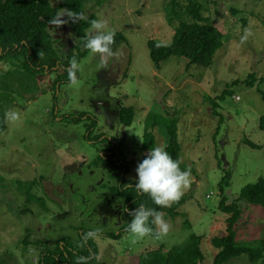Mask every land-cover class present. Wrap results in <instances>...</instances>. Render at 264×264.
I'll return each instance as SVG.
<instances>
[{"label": "rangeland", "instance_id": "1", "mask_svg": "<svg viewBox=\"0 0 264 264\" xmlns=\"http://www.w3.org/2000/svg\"><path fill=\"white\" fill-rule=\"evenodd\" d=\"M189 2L199 3L202 16L223 34L221 48L208 68L170 56L155 69L147 42L168 45L178 22L190 20L185 13ZM82 12L103 16L115 36H123L114 45L119 59L107 70L98 68V56L89 51L79 61L80 83L72 86L59 83L63 77L56 71H40L32 79L4 78L11 67L5 71L9 64L0 62L5 124L0 134V264H37L45 248L58 242L78 248L80 233L96 228L102 229V238L91 241L103 264H136L146 253L169 250L191 234L201 237L198 264H212L216 249L210 239L225 235L228 217L218 208L222 198L240 211L235 242L264 248V209L238 198L244 186L264 178V131L258 129L264 101L257 91L264 93V0H84ZM70 29L68 24L57 30L47 26L60 61L77 45ZM246 29L251 34L241 43ZM223 91L229 94L220 100ZM121 107L134 109L130 126L118 120ZM8 110H18L20 119H6ZM157 115L177 119L180 161L194 178L184 190L186 200L176 218L164 213L171 230L161 239L145 237L132 244L130 233L108 238L105 234L117 233L125 221L111 166L102 155L113 147L116 160L128 164L125 179L137 181L136 168L146 154L142 136ZM89 125H94L90 136L99 137L91 143L85 139ZM150 130L155 147L165 146L163 125ZM32 181L29 193L42 204L27 201L25 189H17ZM225 264L251 263L240 255ZM256 264H264V256Z\"/></svg>", "mask_w": 264, "mask_h": 264}, {"label": "trees", "instance_id": "2", "mask_svg": "<svg viewBox=\"0 0 264 264\" xmlns=\"http://www.w3.org/2000/svg\"><path fill=\"white\" fill-rule=\"evenodd\" d=\"M84 0H60L55 5H51L50 0H0V62L7 63L11 69L4 75V78L15 79L17 75L22 79H32L34 74L40 71H56L63 79L59 83L68 81L67 69L70 67V60L73 56L78 62L84 58L89 52L84 47V37L90 27L89 21L96 19L90 14L88 20L70 25V33L77 45L71 47L64 61H60L53 47V38L48 33V21L53 18L61 8H69L77 13L82 12ZM185 13L189 17V21H179L174 28L171 42L168 45L157 44L153 40L147 42L148 54L155 69L166 61L170 56L186 58L188 65H194L201 68H208L212 64L213 57L217 50L223 44V34L216 29L206 18L202 16V7L197 2H189L185 7ZM169 15L168 20H171ZM123 40V36L119 34L115 36L116 40ZM79 47L82 50H79ZM76 51V54L73 53ZM21 70L22 72H18ZM55 72V73H56ZM15 74V75H11ZM253 81L252 75H249ZM20 81V80H19ZM249 82L247 85H251ZM264 101V93L257 89ZM229 91H223L220 100L224 95H228ZM3 100L7 98L3 95ZM6 98V99H5ZM81 118L84 116L81 113ZM157 115L151 119L149 125L142 136L141 149L146 152L141 157L140 162L146 157L148 151L155 147V138L150 129L157 125H163L167 136L166 150L173 159L180 160V144L177 139V119L173 116ZM68 118V117H65ZM134 118V109L132 107H121L118 111V120L123 126H130ZM73 122L80 121L77 118ZM4 111L0 108V134L4 130ZM94 125L86 128L85 139L88 143L97 141L98 136L91 137ZM258 129L264 131V114L259 117ZM217 132V131H216ZM111 143V142H109ZM251 148L257 146L248 143ZM112 149H114L112 147ZM112 149H107L112 152ZM105 159L101 160L108 166H111L112 179L115 181L113 187L114 193L122 199L124 224L118 228L117 233H106L105 236L111 239H119L127 231L131 216L130 211L135 210L141 204L149 208H157L147 195L138 194L134 185L136 181L125 179L128 173V164H117V162L103 155ZM181 169H187L180 164ZM224 182V179H222ZM34 181L27 182L24 186L18 185L19 190L25 189L26 200L41 203L42 199L35 198L29 193V189L33 186ZM132 184L133 187H128ZM220 187V186H219ZM221 189V188H220ZM239 199L249 204L260 206L264 209V178H260L254 184L244 186L239 193ZM186 196H183L179 202L174 203L170 208H158V211L167 213L171 218H176L179 214L177 209L184 203ZM218 208L224 214H227L225 235L221 237H212L210 244L216 249L212 264H225L231 258L240 255H246L251 264H256L264 256V248L261 245L256 247L243 246L235 242L234 225L240 217V211L237 204H226L225 199L219 201ZM127 209V211H125ZM189 226L186 222L184 225ZM155 228V226H153ZM84 232L80 233L79 242ZM23 243L26 244V236L23 237ZM201 237L191 234L180 245H175L169 250L162 251L159 248L156 251L146 253L143 257L136 260V264H198L203 260L200 249ZM93 258L89 264H103L97 260V247L89 240L88 243L78 248H73L71 244L65 242L56 245L50 249L45 248L41 253L37 264H74L77 256H88Z\"/></svg>", "mask_w": 264, "mask_h": 264}, {"label": "clouds", "instance_id": "3", "mask_svg": "<svg viewBox=\"0 0 264 264\" xmlns=\"http://www.w3.org/2000/svg\"><path fill=\"white\" fill-rule=\"evenodd\" d=\"M88 17L83 12H75L69 8H61L56 15L48 21L50 27L59 29L68 23L76 24L86 21ZM90 27L84 37V47L93 55L98 56L99 69H108L110 62L118 60L119 50L114 51L115 30L109 27V21L103 16L89 21ZM251 33L246 29L241 43L247 40ZM70 67L67 69V76L70 85L77 86L80 81L77 73L82 71L80 62L73 56L70 60ZM4 70H9V65H4ZM5 118L9 121L20 119L18 110H8ZM182 161L173 159L165 146L151 148L146 157L137 165L136 175L138 177L134 189L140 195H147L157 208L145 207L141 204L135 210L130 211L127 231L131 234L132 244L145 237L161 239L171 230V224L165 219V214L158 211V208H170L174 203L180 201L184 195V190L188 189L193 177L191 169H181ZM128 187H133L128 184ZM127 211V209H125ZM155 226V228L153 227ZM102 238V229L90 230L81 237V247H84L89 240H99ZM93 257L77 256L74 264H89Z\"/></svg>", "mask_w": 264, "mask_h": 264}, {"label": "flooded vegetation", "instance_id": "4", "mask_svg": "<svg viewBox=\"0 0 264 264\" xmlns=\"http://www.w3.org/2000/svg\"><path fill=\"white\" fill-rule=\"evenodd\" d=\"M111 143H112V142H111ZM106 152L109 153V154H105V153H104V155H106V156H108V157L114 159V160L117 162L118 165H119V164L126 165L125 162H121L120 160H116V157H114V153H112V152H110V151H108V150H107ZM102 156H103V155H102Z\"/></svg>", "mask_w": 264, "mask_h": 264}]
</instances>
